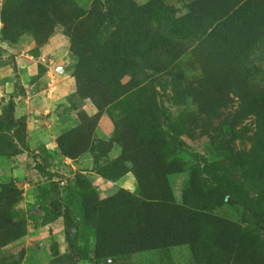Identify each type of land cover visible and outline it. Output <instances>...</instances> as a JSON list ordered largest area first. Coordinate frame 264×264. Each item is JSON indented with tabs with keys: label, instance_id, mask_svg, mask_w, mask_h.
I'll use <instances>...</instances> for the list:
<instances>
[{
	"label": "rangeland",
	"instance_id": "obj_1",
	"mask_svg": "<svg viewBox=\"0 0 264 264\" xmlns=\"http://www.w3.org/2000/svg\"><path fill=\"white\" fill-rule=\"evenodd\" d=\"M262 94L264 0H0V264H264Z\"/></svg>",
	"mask_w": 264,
	"mask_h": 264
},
{
	"label": "trees",
	"instance_id": "obj_2",
	"mask_svg": "<svg viewBox=\"0 0 264 264\" xmlns=\"http://www.w3.org/2000/svg\"><path fill=\"white\" fill-rule=\"evenodd\" d=\"M168 9H171L170 5H169ZM262 96H264V94H262ZM248 108L255 110L254 112H258L259 114L264 113V103H262L261 101H259L258 99H255V98H252L249 100Z\"/></svg>",
	"mask_w": 264,
	"mask_h": 264
},
{
	"label": "crops",
	"instance_id": "obj_3",
	"mask_svg": "<svg viewBox=\"0 0 264 264\" xmlns=\"http://www.w3.org/2000/svg\"><path fill=\"white\" fill-rule=\"evenodd\" d=\"M182 264H190V261H183Z\"/></svg>",
	"mask_w": 264,
	"mask_h": 264
}]
</instances>
